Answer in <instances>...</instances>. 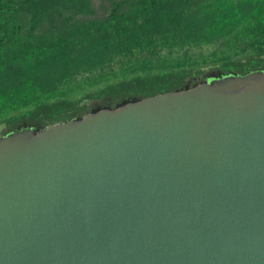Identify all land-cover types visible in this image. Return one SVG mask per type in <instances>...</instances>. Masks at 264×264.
I'll return each instance as SVG.
<instances>
[{
  "label": "water",
  "instance_id": "water-1",
  "mask_svg": "<svg viewBox=\"0 0 264 264\" xmlns=\"http://www.w3.org/2000/svg\"><path fill=\"white\" fill-rule=\"evenodd\" d=\"M0 264H264V67L5 132Z\"/></svg>",
  "mask_w": 264,
  "mask_h": 264
},
{
  "label": "trees",
  "instance_id": "trees-1",
  "mask_svg": "<svg viewBox=\"0 0 264 264\" xmlns=\"http://www.w3.org/2000/svg\"><path fill=\"white\" fill-rule=\"evenodd\" d=\"M104 1L100 0L101 4ZM106 2L109 6L103 8V16L92 18L97 14L93 0H0L2 132H7L4 127L13 122L32 119L40 125L37 127H47L73 119L77 114H73L65 92L72 90L70 86L75 82L87 85L111 73L115 65L121 69L140 62L142 74L111 88L108 85L104 90L109 92L134 94L158 83L171 84L184 75L166 91L169 92L204 73L202 68L195 71V66L187 69L178 64L179 73L175 68L168 72L161 68L159 74L146 76L151 56L122 63L123 58L148 47L166 46L171 54L175 46L187 59L191 49L202 45L245 51L241 46L247 44L252 52L245 60H216L215 51L211 53L215 60L210 66L224 74L239 75L264 67V0ZM249 61L253 66L245 69ZM104 90L100 94L107 92ZM81 109L77 116L86 113L85 106ZM61 114L67 116L62 121Z\"/></svg>",
  "mask_w": 264,
  "mask_h": 264
},
{
  "label": "rangeland",
  "instance_id": "rangeland-1",
  "mask_svg": "<svg viewBox=\"0 0 264 264\" xmlns=\"http://www.w3.org/2000/svg\"><path fill=\"white\" fill-rule=\"evenodd\" d=\"M105 0L103 4H101L100 0H93L94 7L96 8L97 14L92 17V18H101L103 16V8H108L109 3H107ZM236 1V0H233ZM104 6V7H103ZM170 49V48H169ZM241 49H244L245 51H241L240 49L232 48V49H227V48H222L217 49L215 45H202L200 48H193L190 50V54L188 55V58L185 59L183 55V51L179 50L178 47H173L171 48V54H169V50L166 46H157L155 49L148 47L145 49L144 52L142 53H134L133 56L130 57H125L122 59V63H126L130 58H136L138 60H142L143 57H148L151 56L153 59H151V62H149L146 65L147 70L144 72H148L146 76H150L152 74H159L161 72V68L164 69L165 71H169V69H176V72L179 73L180 69L176 68L178 64L184 65V67L187 69H191L194 66L197 67L198 69L195 71L200 70L201 68L204 70V73L200 75L202 77L205 74L208 73H217L218 69L217 68H212V61L215 59H212L213 57L211 56V53L217 51L218 56L216 57V60H221V59H229V60H245L248 58V56L251 54L252 49L250 48L249 45L243 44L241 46ZM152 51L155 52L152 54ZM167 58L168 60L166 63L161 61L162 59ZM142 63H132L130 65L124 66L120 69L118 65H115L114 70L111 72L113 75L109 72L105 74L103 77L97 78L96 80H93V82H90L89 84L85 85L83 83L82 85H76V82L73 83L70 88L72 90L65 92L67 95V99L71 101L73 114H79L82 112L81 108L87 109L86 111H89L90 108H95L97 105L103 106L107 104H114L118 102L119 100H122L124 98H146V97H151L152 93H155L156 95L161 94V93H166L171 88V85L175 84L177 81L180 82L182 79H184L183 76H179L176 80L173 81L171 84H165V83H158L156 85L150 86L147 91L142 90L141 91H136L133 92L134 94H131V92L127 91H116V92H109L107 90H104L105 87L108 85L111 87L115 86L117 83H121L122 81H127L129 79L134 78L135 76L142 74ZM206 68H203L205 67ZM208 66V67H207ZM253 66V62L249 61L246 66H244L245 69H250ZM141 68V69H140ZM223 73V72H222ZM237 73V72H234ZM199 77V76H198ZM193 78H196L195 76ZM192 82V80L190 81ZM111 84V85H110ZM108 86V87H109ZM176 89V88H174ZM173 89V90H174ZM107 91L104 92L103 94H100L101 91ZM170 92V91H169ZM100 94V95H99ZM97 96L95 99L90 100L87 102V100H84L82 103L83 99L86 98H92L93 96ZM54 102V100L52 101ZM50 102V103H52ZM70 106H68L69 108ZM73 116L74 118L78 116ZM61 118L59 120H63V118H66L67 116H64V114L59 115ZM63 117V118H62ZM36 120L30 119L29 121H20V122H13L12 124H9L5 126V131L7 132L12 131L17 129L19 126L22 125H29V126H40L36 125ZM61 123V122H59ZM3 126H0V136L4 134L2 132Z\"/></svg>",
  "mask_w": 264,
  "mask_h": 264
}]
</instances>
